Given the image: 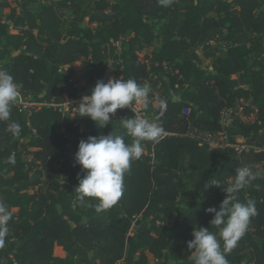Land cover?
Instances as JSON below:
<instances>
[{"label": "trees", "instance_id": "1", "mask_svg": "<svg viewBox=\"0 0 264 264\" xmlns=\"http://www.w3.org/2000/svg\"><path fill=\"white\" fill-rule=\"evenodd\" d=\"M0 69L36 104L80 101L98 80L134 78L150 85V119L160 113L156 98L167 100L159 123L169 134L146 142L120 200L97 212L95 200H76L85 175L74 161L78 144L124 135L119 120L135 113L118 109L100 128L79 113L13 104L20 135L0 122V201L12 213L0 264H193V228L218 232L205 210L226 196L208 185L232 183L241 166L256 178L237 198L254 201L257 214L226 258L264 264V0H0ZM225 110L233 113L226 129ZM193 128L253 148L212 150L189 135Z\"/></svg>", "mask_w": 264, "mask_h": 264}, {"label": "clouds", "instance_id": "2", "mask_svg": "<svg viewBox=\"0 0 264 264\" xmlns=\"http://www.w3.org/2000/svg\"><path fill=\"white\" fill-rule=\"evenodd\" d=\"M20 88L7 70L0 69V122H7V130L14 136L21 133L19 123L11 120L12 106L20 95ZM150 93V85L141 86L134 78H110L107 82L98 80L91 94L83 95L74 108L80 118H89L98 127L104 128L118 109L132 108L134 104L147 107ZM156 102L162 115L167 108V100L157 97ZM119 126L125 130L124 135L112 132L107 136H89L78 144L74 161L85 172L82 179L78 177L79 183L74 189L80 206H88V198L97 202V212L114 206L123 195L124 175L133 161L142 158L146 142L158 143L166 135L165 128L159 123V115L151 120L139 115L123 118L119 120ZM125 135L132 138L131 143L125 142ZM14 162V155L10 156L9 163ZM255 178L250 167L241 166L235 170L230 184L211 180L208 186L221 189L226 196L218 209L209 207L205 210L213 215L210 224L216 226L218 232L204 227L193 228V239L187 243L193 264H229L226 254L236 247L246 233L251 218L257 214L254 201L242 203L237 198L238 193ZM11 217L8 205L0 201V248L5 247L9 237Z\"/></svg>", "mask_w": 264, "mask_h": 264}, {"label": "built area", "instance_id": "3", "mask_svg": "<svg viewBox=\"0 0 264 264\" xmlns=\"http://www.w3.org/2000/svg\"><path fill=\"white\" fill-rule=\"evenodd\" d=\"M210 44H214V42H210ZM79 102L80 101L67 100V101L62 102V103H55V102L42 103L40 105L37 104L35 106H39V107H42V106H44V107H54L55 109H57L58 111H60L62 113H68V112L79 113L74 108V107H76L79 104ZM14 105L18 106L17 103H14ZM69 105L71 107H69ZM35 106L19 105V107H21V110L30 109V108H33ZM130 109H131V111H133L135 113V115H139V116H141L143 118L150 119L148 117V115L143 111V108H141L139 106V104H134L132 106V108L130 107ZM231 113H232L231 110H225L222 113V122L221 123H222L224 129H226L229 126V124H230L231 117L233 116V113L232 114ZM162 115H160V113H159V118ZM167 135H169V134L166 133L165 136H167ZM189 135L191 137L197 139L198 141H200L201 145L207 144L210 147V149H212V150H216V149L233 150L237 154H241L242 152L248 151V150L253 148L252 146L247 144L246 140L243 139L242 137H235L234 141H232L230 136L228 135V133L225 132V131L220 132L218 134H213V133H210V132H207V131H201L199 129L193 128V129L190 130Z\"/></svg>", "mask_w": 264, "mask_h": 264}, {"label": "rangeland", "instance_id": "4", "mask_svg": "<svg viewBox=\"0 0 264 264\" xmlns=\"http://www.w3.org/2000/svg\"><path fill=\"white\" fill-rule=\"evenodd\" d=\"M85 25H89V23H88V19L85 20ZM67 26H68V20L65 19V23H64L63 29H66ZM152 50H153V49H149V50H147L145 53H146V54H150ZM197 52H198L199 56L202 58V64H203V66H204V67L209 66L211 59L205 58L204 55H203L204 53L209 52V51H208V50L205 51V50L203 49V47H200V48H198V51H197ZM76 68L79 70V73L81 74L82 71L80 70V64H77V65H76ZM15 103H17L18 105H25V106H35V105H37V104L33 101V99H32L31 97H28L27 99H22V98L19 96L18 99H17V101H16ZM38 105H40V104H38ZM77 106H78V105H77ZM69 107H71V106L69 105ZM76 111H77V110H76ZM231 114H232V113H231ZM237 114H240V110L237 112ZM242 141H243V140H242ZM243 142H244V141H243ZM27 158H28L29 160H32V161L34 160L35 163L38 164V165L41 164V162L36 161V160L34 159L35 157H34L33 154L28 155ZM44 171L47 173V172H48V168H45ZM258 171H259L260 173H264V164H261V165L258 166ZM33 173H34V171H33ZM43 179H45V177H44Z\"/></svg>", "mask_w": 264, "mask_h": 264}, {"label": "crops", "instance_id": "5", "mask_svg": "<svg viewBox=\"0 0 264 264\" xmlns=\"http://www.w3.org/2000/svg\"><path fill=\"white\" fill-rule=\"evenodd\" d=\"M141 108H143V111L146 113V107H144L143 105H139Z\"/></svg>", "mask_w": 264, "mask_h": 264}]
</instances>
